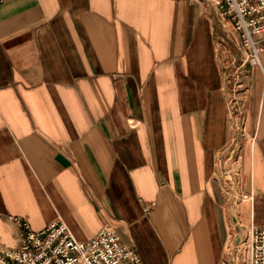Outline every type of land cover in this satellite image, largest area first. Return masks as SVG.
Masks as SVG:
<instances>
[{
    "label": "crops",
    "instance_id": "obj_1",
    "mask_svg": "<svg viewBox=\"0 0 264 264\" xmlns=\"http://www.w3.org/2000/svg\"><path fill=\"white\" fill-rule=\"evenodd\" d=\"M236 35L210 0H0V243L59 218L114 226L141 264H240L229 241L264 226V48L235 115Z\"/></svg>",
    "mask_w": 264,
    "mask_h": 264
},
{
    "label": "built area",
    "instance_id": "obj_2",
    "mask_svg": "<svg viewBox=\"0 0 264 264\" xmlns=\"http://www.w3.org/2000/svg\"><path fill=\"white\" fill-rule=\"evenodd\" d=\"M224 19L237 32L236 43L241 52V63L234 73L235 84L226 91L229 106L241 115L244 106L238 86L245 80L244 65H260L264 48V0H210ZM237 58L230 63L236 64ZM229 72H226V80ZM242 82V83H241ZM238 83V84H236ZM242 197H247L243 194ZM20 244L6 247L0 243V264H141L137 250L122 240L112 225L102 226L90 239L79 240L61 219H55L41 229H34L28 220L22 223ZM228 248L240 264H264V226L250 225L247 234L234 236ZM222 264V263H221Z\"/></svg>",
    "mask_w": 264,
    "mask_h": 264
},
{
    "label": "rangeland",
    "instance_id": "obj_3",
    "mask_svg": "<svg viewBox=\"0 0 264 264\" xmlns=\"http://www.w3.org/2000/svg\"><path fill=\"white\" fill-rule=\"evenodd\" d=\"M235 50L237 51V61H236V64L235 66L233 67V71L229 72V76L227 77V82H228V85L229 86H233V84H235V80H236V75L233 74V73H236L235 72V69L237 68V66L241 63V52H240V49L238 47V45L236 44L235 46ZM239 79H242V80H245V76L243 77V75L241 73H239V76L237 77ZM245 82V81H244ZM242 83V82H241ZM238 84V83H236ZM238 193V192H237Z\"/></svg>",
    "mask_w": 264,
    "mask_h": 264
}]
</instances>
